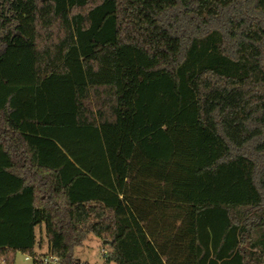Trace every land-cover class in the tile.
Listing matches in <instances>:
<instances>
[{
    "label": "trees",
    "instance_id": "1",
    "mask_svg": "<svg viewBox=\"0 0 264 264\" xmlns=\"http://www.w3.org/2000/svg\"><path fill=\"white\" fill-rule=\"evenodd\" d=\"M259 2L174 0L163 63L117 0H0V264H264Z\"/></svg>",
    "mask_w": 264,
    "mask_h": 264
},
{
    "label": "rangeland",
    "instance_id": "2",
    "mask_svg": "<svg viewBox=\"0 0 264 264\" xmlns=\"http://www.w3.org/2000/svg\"><path fill=\"white\" fill-rule=\"evenodd\" d=\"M174 0H117V46L132 45L141 49L149 58L171 63L176 60L179 44L169 35L172 22L166 18V10ZM264 14V0L256 10ZM179 25L182 21L175 19ZM37 262H43L49 254L45 227L36 229ZM107 245L90 236L82 248L76 250L80 264H106ZM28 256L17 254L15 264H34Z\"/></svg>",
    "mask_w": 264,
    "mask_h": 264
},
{
    "label": "built area",
    "instance_id": "3",
    "mask_svg": "<svg viewBox=\"0 0 264 264\" xmlns=\"http://www.w3.org/2000/svg\"><path fill=\"white\" fill-rule=\"evenodd\" d=\"M48 262L51 263V264H56L57 263V260L49 259ZM45 263H47V261Z\"/></svg>",
    "mask_w": 264,
    "mask_h": 264
},
{
    "label": "crops",
    "instance_id": "4",
    "mask_svg": "<svg viewBox=\"0 0 264 264\" xmlns=\"http://www.w3.org/2000/svg\"><path fill=\"white\" fill-rule=\"evenodd\" d=\"M155 60H156V59H155ZM107 248H108V249H107L108 252H106L105 257H106V255L109 253V246H108V245H107Z\"/></svg>",
    "mask_w": 264,
    "mask_h": 264
}]
</instances>
